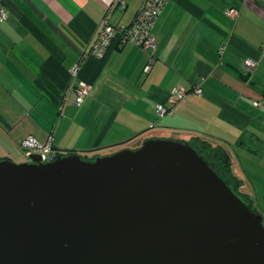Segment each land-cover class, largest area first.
Segmentation results:
<instances>
[{
    "label": "crops",
    "instance_id": "obj_1",
    "mask_svg": "<svg viewBox=\"0 0 264 264\" xmlns=\"http://www.w3.org/2000/svg\"><path fill=\"white\" fill-rule=\"evenodd\" d=\"M114 1L0 0L7 12L0 24V161L20 155L26 138L45 143L51 132L60 155L88 157L149 139L205 138L226 148L242 191L264 218V0H170L154 24L149 73L150 53L118 38L103 58L89 56L105 18L130 25L144 2L122 0V10ZM247 60L257 63L251 72ZM79 81L92 86L81 107L74 105ZM197 87L202 96L171 102L175 88ZM158 105L171 113L159 118Z\"/></svg>",
    "mask_w": 264,
    "mask_h": 264
},
{
    "label": "water",
    "instance_id": "obj_2",
    "mask_svg": "<svg viewBox=\"0 0 264 264\" xmlns=\"http://www.w3.org/2000/svg\"><path fill=\"white\" fill-rule=\"evenodd\" d=\"M0 161V264H264V218L190 143Z\"/></svg>",
    "mask_w": 264,
    "mask_h": 264
},
{
    "label": "built area",
    "instance_id": "obj_3",
    "mask_svg": "<svg viewBox=\"0 0 264 264\" xmlns=\"http://www.w3.org/2000/svg\"><path fill=\"white\" fill-rule=\"evenodd\" d=\"M170 0H144L141 8L138 10L135 19L130 25H111L107 18L104 19L100 26L95 40L90 48L89 56L96 58H103L108 47L113 40L117 39L121 44L131 43L138 48L150 53V61L145 67L144 72L149 73L154 62V53L157 48L156 38L152 31L154 24L160 18L165 6ZM114 5L119 6L122 10L125 9L126 4L122 0H115ZM114 5H112L114 7ZM230 18L236 19L239 17V12L236 10H228ZM7 19V12L0 2V24ZM225 46H222L218 52L220 56L224 54ZM88 57L87 54L81 56L79 63L74 65L70 70V75L76 77L81 69L83 61ZM247 71L251 72L257 66L253 60L245 62ZM77 95L74 100V105L81 107L85 104L86 99L90 96L92 86L84 81H79L77 88ZM203 89L201 87L194 88L192 91L183 88H175L170 96L171 102L177 105L186 100L189 94L202 96ZM262 104L256 102L255 106L260 107ZM156 113L159 118H164L171 113V110L164 105L156 107ZM23 153L30 158L33 155L41 157L43 163H48L60 156L59 152L54 147V132L48 134L47 141L42 143L33 136H30L21 142Z\"/></svg>",
    "mask_w": 264,
    "mask_h": 264
},
{
    "label": "trees",
    "instance_id": "obj_4",
    "mask_svg": "<svg viewBox=\"0 0 264 264\" xmlns=\"http://www.w3.org/2000/svg\"><path fill=\"white\" fill-rule=\"evenodd\" d=\"M135 19V18H134ZM116 26V25H114ZM153 33V31H152ZM133 140H130L125 144L127 147ZM185 142V141H182ZM204 158L208 161L210 166L226 181V183L232 188L235 193H239V196L246 202V204L256 213L258 211L254 209L250 199L247 195L242 191V181L237 179L236 176L232 172V160L231 157L223 146H212L210 141L205 138H195L193 143H190ZM127 145V146H126ZM137 149V148H134ZM118 151V150H115ZM112 151V152H115ZM111 152V153H112ZM74 154V153H72ZM71 155V154H68ZM66 156V155H62ZM84 159H86V155H81ZM97 157V156H95ZM88 160V159H86ZM94 160V159H93ZM90 160V161H93Z\"/></svg>",
    "mask_w": 264,
    "mask_h": 264
},
{
    "label": "rangeland",
    "instance_id": "obj_5",
    "mask_svg": "<svg viewBox=\"0 0 264 264\" xmlns=\"http://www.w3.org/2000/svg\"><path fill=\"white\" fill-rule=\"evenodd\" d=\"M178 136V135H177ZM165 140H167V139H165ZM170 140H173V139H170ZM180 141H183V140H181L180 139ZM187 142V141H186ZM141 143V142H140ZM133 147H135V148H137V146H133ZM62 155H66V154H64V153H61ZM70 154H72V153H70ZM102 156H104V155H102ZM95 158V156H91V157H86V159H88V160H93ZM12 161L13 162H15V163H23V162H27V161H29V158L23 153V152H21V154L20 155H18V156H14V158L12 159Z\"/></svg>",
    "mask_w": 264,
    "mask_h": 264
},
{
    "label": "flooded vegetation",
    "instance_id": "obj_6",
    "mask_svg": "<svg viewBox=\"0 0 264 264\" xmlns=\"http://www.w3.org/2000/svg\"><path fill=\"white\" fill-rule=\"evenodd\" d=\"M27 162H30V161H27Z\"/></svg>",
    "mask_w": 264,
    "mask_h": 264
}]
</instances>
